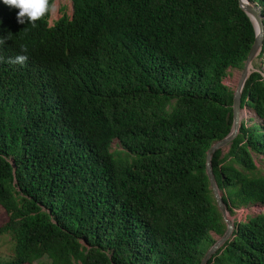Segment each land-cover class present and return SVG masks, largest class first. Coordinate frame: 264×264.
<instances>
[{"label": "trees", "instance_id": "1", "mask_svg": "<svg viewBox=\"0 0 264 264\" xmlns=\"http://www.w3.org/2000/svg\"><path fill=\"white\" fill-rule=\"evenodd\" d=\"M71 2L33 25L0 0V234L14 251L0 264H199L225 229L205 156L231 130L223 80L252 22L237 0ZM259 70L241 93L252 115L211 158L230 211L264 205ZM208 264H264V214L235 222Z\"/></svg>", "mask_w": 264, "mask_h": 264}, {"label": "water", "instance_id": "2", "mask_svg": "<svg viewBox=\"0 0 264 264\" xmlns=\"http://www.w3.org/2000/svg\"><path fill=\"white\" fill-rule=\"evenodd\" d=\"M239 7L248 15L254 28V39L249 48L247 56L243 62V66L240 70L238 80L232 88L233 90V102H232V126L230 132L223 138L214 141L206 151L205 156V173L208 178L209 188L211 189L213 198L215 200L218 211L221 213L225 229L222 235L214 238L215 241L211 244L205 253L203 254L199 264H208V260L220 250L224 244L232 238L233 230L235 227V220L230 214L227 203L222 198V191L219 189L212 169L211 158L215 150L228 147L232 140L239 132V128L242 121L245 120L243 115V108L241 107V93L244 87L245 81L249 74L256 70L253 68V61L259 54L263 45L264 39V16L260 13L259 6L251 0H237ZM73 11V5H72Z\"/></svg>", "mask_w": 264, "mask_h": 264}, {"label": "rangeland", "instance_id": "3", "mask_svg": "<svg viewBox=\"0 0 264 264\" xmlns=\"http://www.w3.org/2000/svg\"><path fill=\"white\" fill-rule=\"evenodd\" d=\"M55 3V11L53 13H50V16L48 18V22L50 25L53 24L55 20H57L62 13H65L67 15L72 14V3L71 0H54ZM261 61L263 62V59L260 57H256L253 61V68L254 69H260V66H262ZM240 74V69H230L227 76L224 78L225 83L230 86L231 88H234L238 77ZM243 115L245 116V120L249 118V114L246 109H243ZM113 147L115 146V142H113ZM227 151V146L222 149V154ZM255 162L258 168L262 167V162L260 161V157H255ZM261 173H263L262 170H260ZM236 213H239V211L236 209ZM259 213L264 214V205H248L247 208L243 210V213L241 215V219H245L244 216L249 215H256ZM231 216H234L236 214H232L230 212ZM214 238H217L218 235L212 233ZM14 253L13 251V240L11 239L10 235L8 233L0 234V261L8 259L10 256H12ZM43 262H48L47 258L42 259Z\"/></svg>", "mask_w": 264, "mask_h": 264}, {"label": "clouds", "instance_id": "4", "mask_svg": "<svg viewBox=\"0 0 264 264\" xmlns=\"http://www.w3.org/2000/svg\"><path fill=\"white\" fill-rule=\"evenodd\" d=\"M3 4L9 8L19 10L16 16L18 23L21 24L30 22L34 25L37 20L55 11L54 0H3ZM21 51L27 52V48L22 47ZM2 59L3 57H0V60ZM27 59L28 57L26 55H18L14 60H10L9 62L24 64Z\"/></svg>", "mask_w": 264, "mask_h": 264}, {"label": "built area", "instance_id": "5", "mask_svg": "<svg viewBox=\"0 0 264 264\" xmlns=\"http://www.w3.org/2000/svg\"><path fill=\"white\" fill-rule=\"evenodd\" d=\"M259 71L261 72V74H262L263 77H264V58H263V62H262L261 69H260ZM223 82L225 83V80H223ZM225 84H226V83H225ZM247 112H248V111H247ZM248 114H249L250 116L252 115L251 112H248ZM246 120H247V119H246ZM245 208H247V206H246V207H238V208H233V209H232L231 213H232V214H236V215L232 216L233 219L235 220V222H239V221H243V220H245V219H241V218H242L241 215H242L243 210H244ZM236 209L239 211V213H236V212H235ZM248 215H249V214L245 215L244 218H246V216H248Z\"/></svg>", "mask_w": 264, "mask_h": 264}, {"label": "bare ground", "instance_id": "6", "mask_svg": "<svg viewBox=\"0 0 264 264\" xmlns=\"http://www.w3.org/2000/svg\"><path fill=\"white\" fill-rule=\"evenodd\" d=\"M253 66V65H252Z\"/></svg>", "mask_w": 264, "mask_h": 264}]
</instances>
